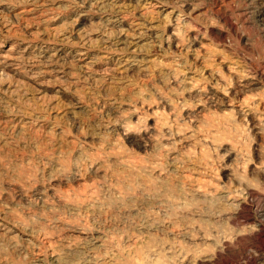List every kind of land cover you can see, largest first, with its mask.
I'll list each match as a JSON object with an SVG mask.
<instances>
[{"label":"rangeland","instance_id":"374dc122","mask_svg":"<svg viewBox=\"0 0 264 264\" xmlns=\"http://www.w3.org/2000/svg\"><path fill=\"white\" fill-rule=\"evenodd\" d=\"M0 264H264V0H0Z\"/></svg>","mask_w":264,"mask_h":264}]
</instances>
